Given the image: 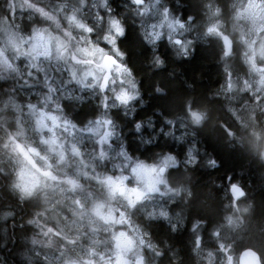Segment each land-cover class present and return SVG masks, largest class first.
Masks as SVG:
<instances>
[{
  "label": "rangeland",
  "instance_id": "rangeland-1",
  "mask_svg": "<svg viewBox=\"0 0 264 264\" xmlns=\"http://www.w3.org/2000/svg\"><path fill=\"white\" fill-rule=\"evenodd\" d=\"M23 1L27 0H11L19 9L14 13L15 24L18 25L25 17L27 22L33 20V24H27V27L34 24L36 27L19 30L7 18L0 23V39H7L13 48L4 56H0V79L4 80L7 76L12 78L16 92L28 100L26 103H20L11 94L14 89L5 87L7 93L3 99H0V110L10 107L14 112L15 126L10 131L0 127L1 157L14 174L13 188L19 192V195L28 196L37 188L43 187L50 190V193L46 194L50 205L61 196L65 197L64 204H70L69 198L74 197L87 198L84 203L85 201L91 203V208L86 212L73 211L79 216L77 218L82 220L79 224L72 223L65 214L64 217L67 219L59 220V223L64 222L63 225L61 224V230H52L53 235L63 239L64 243H66L64 235L69 239L78 240L82 237L80 231L83 229V218H85L86 223L91 226L85 241L72 243L69 251L64 252L63 256L43 253L38 247H33L32 255L40 256L49 264H124L120 259L125 255L122 252L129 251V246L143 240L144 231L131 224L129 229L122 226L117 217L120 215L126 218L127 214L117 200H122L128 207L134 208L143 197L153 196L152 192L147 190V184L160 181V177L167 175L178 160L169 153L160 155L155 161L138 160L127 153L121 143H118V130L107 113L98 114L92 117V120L79 123L61 112V101L57 107L56 101L62 90L65 96L71 94L77 99L95 98L98 95L106 108H110L108 105L114 101L116 105H129L128 108L131 109L132 103L138 97L137 85L131 74L118 71L119 66L124 64L118 62L108 74L101 65L102 56L106 53L121 60L123 56L116 42L121 34L111 28L110 22L115 17L109 13L110 0L106 2L93 0L92 7L97 3L95 6L97 10L91 8L88 0V7L95 10L94 20L99 24L103 19H107L104 26L106 32L100 40H97V35L95 38L92 37V33L99 30L96 27L91 28L89 23L86 24L81 20L83 18L80 13L84 11V0L71 2L59 0L58 2L62 3L58 4L60 6L50 4L49 9L32 6L28 8L32 13L27 11L26 15L22 12L25 8ZM67 2H70L71 6L74 5L73 10L64 5ZM161 3L162 0H150L138 5L134 0H121V5L127 10L134 12L136 16L142 15L148 20L144 34L149 40L157 39L155 34L159 33L158 38L165 37L169 42L176 44L173 38L178 37L181 38L178 45L184 51L191 47V42L195 39L196 26L197 32L201 33L199 35L207 31L218 33L216 25H209L212 22L206 26H199L188 18H175L170 15L169 9L167 12L164 11V5L159 7ZM232 3L236 10V24L240 26L246 21L250 8L243 5L245 0H232ZM97 13L100 14V18H97ZM210 16L213 14L211 13ZM251 20L252 28L248 37L242 39L246 47L244 61L247 64V76L239 82L241 86L237 84V80H227L217 94L225 98L232 114L238 116L245 125L249 121L251 125L264 129V24L255 17ZM54 22L58 23L59 27L51 31L46 30ZM69 27L74 31H70ZM89 28L92 31H88ZM106 36L115 37V45L106 39ZM239 38L241 39L242 36L239 35ZM21 45L25 55H16L21 50ZM61 57H66V60ZM117 83L122 87L109 98L111 89L115 88ZM121 90H126L130 99L119 100L117 93ZM246 91L252 96V101L246 98L248 96L244 97ZM257 110L261 115L259 121L256 117ZM239 112L245 117L244 120L238 115ZM171 124L179 130L176 134L178 140H183L187 135V131L184 130L187 125L184 117L178 116ZM156 136L157 134L151 137L142 135L147 143L153 142ZM190 143L192 145L188 148L184 160L187 164H194V140ZM106 155L115 159V162L107 164V173L104 174L101 162ZM169 156L173 159H166ZM141 164L154 170L146 172L145 169L138 167ZM162 166L165 167L163 173L160 172ZM64 180L72 190L81 187L82 181L97 182V188L103 192V210L100 203L95 204L92 195L89 197L79 190H68L61 184ZM120 186L123 187L122 191L119 190ZM132 189L142 193L140 199L136 198L137 192L131 191ZM57 194L58 197L55 198ZM109 200L114 201V206L119 207L120 211H115V207L109 211L107 203ZM98 218L102 219L103 227L97 225ZM129 222L126 221L127 224ZM221 226L222 224L219 223L218 227ZM197 237L200 245L201 238L199 235ZM206 257L208 259V255ZM212 260V257L208 259L209 263ZM224 260H227L224 264L235 263L232 254L226 256Z\"/></svg>",
  "mask_w": 264,
  "mask_h": 264
},
{
  "label": "trees",
  "instance_id": "trees-1",
  "mask_svg": "<svg viewBox=\"0 0 264 264\" xmlns=\"http://www.w3.org/2000/svg\"><path fill=\"white\" fill-rule=\"evenodd\" d=\"M58 1H23L25 8L22 12L24 15L27 11L32 13L28 9L32 6L49 9L50 4L59 3ZM148 1L150 0H144L145 3ZM162 1L159 7L164 5L165 9L168 6L170 15L173 17L177 15L181 19H187L190 15L195 16L201 4L199 0ZM110 8L109 13L120 20L124 32L127 31V35L123 39H120L121 36L118 37L116 42L120 51L124 47L131 52L129 59L137 76L140 77L139 83L129 73L136 82L137 90L142 91V96L134 100L131 109L128 108L129 105L106 108L100 103L101 99L98 95L95 98L75 99L71 103L61 100L60 110L64 109L61 112L68 116L71 112L69 118L79 123L92 120L91 118L98 114L107 113L109 118L118 115L121 125L117 129L118 143L124 146L125 151L126 148L135 149L133 152H126L142 161H155L165 153L172 154L178 161H183L192 142L188 139L192 137L195 140V163L188 165L185 170L180 166H173L169 171L189 177L193 192L195 191L194 196L187 203L190 214L195 215V238L199 235L202 241L199 247H196L195 242V264H209L207 257H201L199 251L206 248L214 227L224 215L226 189L233 182H240L246 188L245 199L249 207L247 219L249 225L246 229L252 231L254 237L252 241L263 240L259 251L264 258V228L257 225L259 219H264V211L261 215L259 210L260 200L264 202V194L261 190V185H264V159L259 156L258 148L264 144V132L257 134L251 130L250 133L251 127L248 124L244 125L238 116L232 114L225 98L217 94L218 85L224 78L219 63L218 43L214 39L200 42H195L194 39L191 47L183 51L176 45L177 43L169 42L165 37L149 40L144 34L148 22L145 17L136 16L134 12L127 10L121 5V0H110ZM18 11V7L13 5L11 0H0V23L7 18L19 30L36 27L35 24L27 27L26 25L33 20L27 22L25 17L18 25L15 24L14 13ZM191 21L195 22V19ZM105 22L107 23V19L99 23L98 30L101 35L106 32ZM69 30L74 31L70 27ZM193 48H195L194 53ZM119 60L129 69L123 59ZM13 81L9 76L4 80L0 79V99H3L7 93L5 90L7 87L14 89L11 94L20 103L28 102L25 96L16 92L12 85ZM158 88L163 91H157ZM143 97L150 100L146 107L140 104ZM244 97L253 100L247 92L244 93ZM185 105H188L189 113L199 111L204 113V116L197 121L190 114L191 122H186L185 127L189 134L183 140H178L176 134L179 130L171 123L178 116L184 117ZM125 108L131 112V116L125 113ZM157 108L160 111H156ZM132 109L135 111L133 112ZM13 113L9 106L0 110V127L6 128L7 131L14 128ZM256 114L259 121L261 115L258 110ZM238 115L245 119L240 112ZM136 120L141 121L139 131H136L134 126ZM201 121L203 127L196 128L195 125ZM225 126L229 129H241L243 132L238 134L241 136L239 143L246 146L238 143L231 145L232 141ZM153 134H157L153 142L144 141L142 135L151 137ZM111 162H115V159L109 155L104 156L101 162L104 174L107 173V164ZM0 168L4 170L0 172V264H49L40 256L32 255V249L38 247L43 253L58 254L59 241L53 235V227L50 223L52 213H48L42 207L38 209V214L34 213L37 211L32 207L35 202L34 194L24 196L21 208L19 192L13 187L10 190V186L14 185V174L3 161L1 154ZM233 174H238L241 181L235 179ZM84 185L87 191L93 189L90 182ZM111 204L114 205L115 202L111 200ZM246 240H243L244 246L253 245V242L248 244Z\"/></svg>",
  "mask_w": 264,
  "mask_h": 264
},
{
  "label": "flooded vegetation",
  "instance_id": "flooded-vegetation-1",
  "mask_svg": "<svg viewBox=\"0 0 264 264\" xmlns=\"http://www.w3.org/2000/svg\"><path fill=\"white\" fill-rule=\"evenodd\" d=\"M71 1L74 0H70V2ZM84 1L85 4L83 6V12L85 13H80V16L83 18L81 20L86 24L89 23L91 28L96 27L95 24H98V21H95L94 19L96 18L95 10L97 9H95V6L97 3H95V6L92 7L93 0H89L91 1V8L95 9L92 10L90 7H88V0ZM199 1L201 2V4H199L200 10L195 15V23L199 26H206L212 22L209 25H216L218 33L207 31L205 34L199 35L201 33H199V31L197 32L198 28L196 26L195 42L206 40L209 41L210 39H214L218 43L219 62L222 66H225L226 69V79L218 85L217 89L218 91H221L227 80L238 81L239 79L241 80L247 76V64L244 61L246 47L242 39L248 37V33L252 28L251 19L253 17H255L260 23L264 24V0H245L246 4L243 3V5L249 6L250 11L249 15L246 17V21L240 26L237 25L235 21L236 10L233 8L232 0ZM70 2L64 3V5H67L68 8L71 7L73 10L74 5H72V7ZM58 4L62 3H54L56 7L60 6ZM167 9L168 6L164 9V11L167 12ZM211 13L213 16H210ZM97 15V18H100V14L97 13ZM175 18H177V15ZM94 32L97 33V31ZM96 33H92V37L95 38L97 35ZM239 35L242 36L241 39L239 38ZM254 36L256 35L254 34ZM174 38L173 42H175ZM224 38L226 43L224 42ZM179 43H177V45ZM226 44H229L228 46L230 48L228 53L225 52ZM110 70L105 72L108 74ZM201 115L203 118L204 113H201ZM248 126L251 127V130L257 134L264 132L263 128L255 127L251 125V123H248ZM225 130L226 132L228 130L231 131V134L227 132L230 136V141H232L231 145H236L235 143H238L240 145L246 146L242 143H239V138L241 136L238 134L239 132H243L241 129H229L227 126H225ZM187 134H189L188 131ZM188 140L192 141L194 139L191 137ZM258 148L259 156H262V153H264V144ZM188 165L193 164H187L185 163V160H183L177 161L174 166H180L183 170H185ZM169 176L171 177L170 180L167 178ZM234 178L238 181H241L239 178ZM88 182L92 183V181H82L80 184L83 185L81 187L78 186L73 190L65 180L61 184L66 186L70 191L79 190L84 194L91 193L95 204L100 203L101 210H103V192L101 189L97 188V182L92 183L93 189L85 191L84 184ZM167 183H171L174 187H176L178 194L177 192L171 191H169L167 194L164 193V186ZM94 185L97 186L95 187ZM147 185V190L152 192L153 196H149L148 198L143 197L140 203L135 205L134 208L129 206V208L134 209L133 217H130L128 214L126 218L121 217L120 215L117 217V220L124 228L129 229L131 224L133 226L140 227L144 231L143 240H139L137 243L133 244V246H129V251L127 250L122 252L125 255L120 258L121 261L124 264H195V242L196 246H200L201 244L198 245V237L195 238V215H191L189 208L187 207V203H189L191 197L195 194V191L193 192L192 186L189 182V177L173 174L172 171H168L167 175L160 177V181L148 183ZM97 189H99V191H97ZM122 189L123 187L120 186L119 190L122 191ZM261 190L264 194V185H261ZM47 193H50V190L43 187H39L33 192L35 195V202L32 207L37 210L34 213L38 214V209L40 207H42L48 213H52V215L57 209H59V211L62 212L64 216L65 214L68 215V219H71L72 223L79 224L82 221L80 218H77L79 216L75 215L73 211H69L60 204H56L55 208L49 207V199L46 197ZM75 195L76 194H74V196ZM225 195L226 200L224 204V215L219 220V223L222 224V226L219 228V223H217L213 229L212 237L208 241L211 245V249L207 252L208 259L210 260L211 257L213 258L209 264H224L227 262V260H224L226 256H231V254L234 257V264H238V257L241 251L246 248H252V245L244 246L243 242V240L247 239V243L250 244L253 242L252 239H254L252 231L246 229L249 225V220H247L249 207L245 199L246 188L240 182H233L226 189ZM54 197L57 198L58 194ZM74 199L76 200L77 204L83 205L82 207L78 208L74 206L75 212L82 213L91 208L88 205L89 203H84V200L87 198L77 199L74 197L72 199L69 198L68 201L71 203ZM19 201L22 208L24 196L20 195ZM260 202L261 204L259 210L260 214L263 215L264 202L262 199ZM64 203H66V201H64ZM162 213H166V215H162ZM59 220L61 221V217L59 215H56L55 218H52V216L50 217V223L53 229H57L58 231H60L62 228L61 224H64V222L59 223ZM127 220L130 221L129 224L126 223ZM97 221L102 223L101 218H98ZM83 222V229L80 231L82 237L80 239H69L64 235V238H66V243H64L63 239L56 236L59 241L58 246L60 248L58 254L63 256L64 252L69 251V247L72 245V243H81L82 241H85V238H88L89 232L91 231V226H89V223H86L85 218H83ZM257 222L258 227L262 228L264 225V219H259ZM173 225L175 226L174 229ZM45 227L46 226H43V228ZM245 233L247 234L246 238ZM255 250L259 254L261 264H264V258L262 256L263 254L257 249Z\"/></svg>",
  "mask_w": 264,
  "mask_h": 264
},
{
  "label": "clouds",
  "instance_id": "clouds-1",
  "mask_svg": "<svg viewBox=\"0 0 264 264\" xmlns=\"http://www.w3.org/2000/svg\"><path fill=\"white\" fill-rule=\"evenodd\" d=\"M105 2H106V0H105ZM188 19L189 20H194L195 19V16L194 15H190L188 17ZM56 27H59V24L54 22L53 25L49 26L46 30L51 31V30H53ZM99 28H100V25L97 24L96 25V29L98 30ZM126 35H127V31H125L123 34H121V38L120 39H123ZM96 38H97V40H100L102 38V35H101V33L99 31H97V37ZM20 49L21 50L18 51L16 53V55H25V53L23 51V46L22 45L20 46ZM12 50H13V48L9 44V41L7 39H0V56H4V54L6 52H9V51H12ZM121 52L123 53V56H122L123 61L128 65V68H129L130 73L132 74V76L134 78H136L137 82L139 83L140 77L137 76L136 71H135V68L133 67V65H132V63L130 62V59H129L130 58V55H131L130 50L127 49V48L122 47L121 48ZM194 52H195V48H193V53ZM61 58L66 60V57H61ZM45 86L51 87V86H49L47 84H45ZM120 87H122V85L119 84V83H117L116 86H115V88L111 89L110 97L109 98H111V95L112 94H115L120 89ZM157 91H163V90L158 88ZM137 95L138 96H142V91L138 89L137 90ZM75 99H77V97H75V96H73L71 94L65 96V93L62 90L61 93H60V96L57 98V101H56L57 107H59V102L61 100H67L69 103H71ZM79 99L83 100L85 98L79 97ZM149 102H150V100L147 97H143L141 99V101H140V104H141V106L146 107ZM100 103H103V100H101ZM108 107H110V108L111 107H119V105H116L115 102L113 101V103L110 104V105H108ZM61 111L63 112L64 109H61ZM132 111L134 112L135 109H132ZM156 111H160V109L157 108ZM125 113L128 116H131V112H129L127 110V108H125ZM183 115H184V121L190 123L191 122V119H190V113H189V110H188V105H185V110H184ZM69 116H71V112H69ZM110 119L113 120V121H116V123L114 124V127H116L117 129H119V127L121 126L120 123H119V116L118 115H112L110 117ZM148 119L149 120L151 119V116L150 115L148 116ZM134 126H135L136 131H139L140 130V127H141V121L140 120H136ZM182 126H184L183 122H182ZM195 127L196 128H202L203 127V121L197 123L195 125ZM249 132L251 133V129L249 130ZM126 151L133 152V151H135V149H127L126 148ZM261 158L264 159V153H262ZM217 166L219 167V161H217ZM2 171H4V170L2 168H0V172H2ZM167 178L170 180L171 177L169 176ZM11 187H14V185L13 186H10V190H11ZM61 191H64V190L61 189ZM85 191H87L86 186H85ZM97 191H99V189H97ZM169 191H171V192H177V188L174 187L171 183H167L164 186V193L167 194V193H169ZM177 194H178V192H177ZM88 195L90 197L91 196V193H88ZM64 199H65V197L61 196L60 199L56 200L53 204L49 205V207L55 208V205L56 204H60L62 207L67 208L69 211H74L75 210L74 209V206L76 208L83 206V205L77 204L75 199L72 200V202L70 204H64ZM77 199H80V198L78 197ZM85 203H89V207H91V203L89 201H85ZM107 203L109 204V211H111L112 208H114L115 206L111 204V201L110 200L107 201ZM117 203L124 209V212L126 214H128L130 217H133V215H134V209L129 208L128 205L125 204L122 200H117ZM115 211H120V208L119 207H115ZM56 215H59L63 219H67L66 217H64V214L59 211V209H57L56 212L53 213L52 218H55ZM97 225L99 227H103V225H102V223L100 221H97ZM174 228H175V226L173 225V229Z\"/></svg>",
  "mask_w": 264,
  "mask_h": 264
},
{
  "label": "water",
  "instance_id": "water-1",
  "mask_svg": "<svg viewBox=\"0 0 264 264\" xmlns=\"http://www.w3.org/2000/svg\"><path fill=\"white\" fill-rule=\"evenodd\" d=\"M134 3L138 4V5H142L144 3V0H139V2H137V0H134ZM180 40L181 39L178 38V37L174 38V41L176 43H179ZM224 42H225V38H224ZM228 45L229 44H226V51H225L226 53H228L230 51V48H229ZM109 57H111L113 60H115L116 63H112L110 60H108ZM117 63H118L117 57L112 55V54L106 53V54H104L102 56L101 65L104 68V70L107 71V72ZM193 113L199 114L200 119L202 118L201 113L200 112H195V111H190L191 117L194 118ZM195 120H197V119H195ZM227 132L229 134H231L230 130H228ZM161 169H163V171H161ZM164 171H165V167L162 166L160 168V172L163 173ZM199 243H200V240L197 239V244H199ZM238 264H261L259 254L255 250H253L252 248H246V249L241 251V253H240L239 257H238Z\"/></svg>",
  "mask_w": 264,
  "mask_h": 264
},
{
  "label": "snow or ice",
  "instance_id": "snow-or-ice-1",
  "mask_svg": "<svg viewBox=\"0 0 264 264\" xmlns=\"http://www.w3.org/2000/svg\"><path fill=\"white\" fill-rule=\"evenodd\" d=\"M137 2H139V0H137ZM41 11H43V10L41 9ZM72 19H74V17H72ZM110 23H111V28L114 29L116 33H118V34L124 33V28H123L120 20L113 18ZM80 27H84V25H80ZM88 31H92V29L89 28ZM158 36H159V33H156L155 37L158 38ZM105 38L108 39L111 43H113V45H115V37L106 36ZM85 51H87V49H85ZM97 51H99V49H97ZM108 60H110L112 63H116V61L113 60L111 57H109ZM118 71L130 72L129 69H127L126 66H124V65H120L118 68ZM117 98L121 101H127L128 99H130V96L126 90H121L119 93H117ZM193 116L197 120L200 119V116L197 113H193ZM53 119H55V117H53ZM166 159L170 160V159H173V157L169 156ZM138 167L145 169L146 172H151L154 170V169L147 168V166H145L143 164L139 165ZM161 171H163V169H161ZM131 191L137 192L136 198L140 199L142 193H139L136 189H132ZM133 203H134V201H133ZM162 215H166V213H162Z\"/></svg>",
  "mask_w": 264,
  "mask_h": 264
},
{
  "label": "bare ground",
  "instance_id": "bare-ground-1",
  "mask_svg": "<svg viewBox=\"0 0 264 264\" xmlns=\"http://www.w3.org/2000/svg\"><path fill=\"white\" fill-rule=\"evenodd\" d=\"M220 63V62H219ZM221 65V64H220ZM221 67H222V69H223V72H224V78H223V80H222V82L223 81H225V74H226V69H225V66H222L221 65ZM241 80L239 79L238 81H237V83L239 84V82H240ZM218 91V90H217ZM240 120V119H239ZM241 121V120H240ZM242 122V121H241ZM248 123H249V121H248ZM247 123V124H248ZM245 125V124H244ZM190 147V145L188 146V148ZM188 150V149H187ZM233 176H235L236 178H240V176L238 175V174H233ZM263 228H264V225H263ZM262 242H263V240L261 241V242H256V241H253V245H252V249L253 250H255V249H257L258 251H259V247L261 246V244H262ZM211 249V245L209 244V242L207 243V246H206V248L205 249H203V250H200L199 252H200V256L202 257H205L206 255H207V252L209 251ZM256 251V250H255Z\"/></svg>",
  "mask_w": 264,
  "mask_h": 264
}]
</instances>
